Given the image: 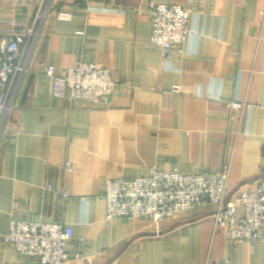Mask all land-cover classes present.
<instances>
[{"label":"crops","instance_id":"crops-1","mask_svg":"<svg viewBox=\"0 0 264 264\" xmlns=\"http://www.w3.org/2000/svg\"><path fill=\"white\" fill-rule=\"evenodd\" d=\"M47 4L0 133V264H40L4 244L14 217L72 226L71 251L81 257L67 264H264V239L233 245L212 204L156 224L109 220L105 197L106 180L227 163L229 195L256 188L264 178V0H0V30L31 28ZM157 4L192 13L196 34L168 55L149 47ZM82 57L117 78L109 103L49 92L47 67L63 76ZM232 101L247 106L234 110Z\"/></svg>","mask_w":264,"mask_h":264},{"label":"built area","instance_id":"built-area-1","mask_svg":"<svg viewBox=\"0 0 264 264\" xmlns=\"http://www.w3.org/2000/svg\"><path fill=\"white\" fill-rule=\"evenodd\" d=\"M116 12V9L102 8ZM51 13V4L41 10L32 28L24 31L0 30L5 33L0 40V133L14 112L21 84L29 71L31 51L35 36ZM121 13H124L123 11ZM71 13L60 12L57 18L68 20ZM152 31L149 47L168 55L175 47L184 44L196 32L191 27L190 6L157 4L150 11ZM30 45L22 52V44ZM49 92L66 97L71 102L90 105L107 104L115 92L117 78L105 66L85 57L70 68L65 75H58L54 65L45 72ZM179 91V89H175ZM234 110H244L247 104L230 102ZM264 109V106H262ZM68 164L67 168L70 169ZM229 172L227 163L222 170H200L185 173L178 168L159 170L152 168L145 177L106 180L105 197L107 218H145L158 224L184 211L214 205L216 224H226L227 238L238 245L264 239V178L252 191L242 190L229 198ZM68 197V195H65ZM243 209L239 217L238 209ZM4 244L22 258L35 259L40 264H67L80 253L72 252L74 230L63 223H48L14 217ZM225 264H234L226 259Z\"/></svg>","mask_w":264,"mask_h":264},{"label":"rangeland","instance_id":"rangeland-1","mask_svg":"<svg viewBox=\"0 0 264 264\" xmlns=\"http://www.w3.org/2000/svg\"><path fill=\"white\" fill-rule=\"evenodd\" d=\"M58 13H60V12H58ZM58 13H57V14H58ZM57 14H56V16H57ZM34 24H35V22H34ZM33 26H34V25H33ZM33 26H32V27H33ZM32 27H31V28H32ZM29 29H30V28H29ZM26 30H28V29H26ZM22 31H24V30H22ZM228 189H229V185H228ZM229 194H230V191H229ZM234 194H236V193H234ZM234 194L229 195V198H231Z\"/></svg>","mask_w":264,"mask_h":264}]
</instances>
